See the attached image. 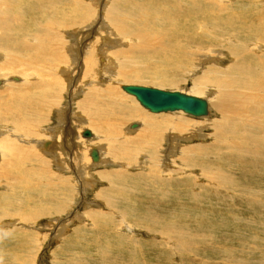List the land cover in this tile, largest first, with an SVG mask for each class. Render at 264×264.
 <instances>
[{"label": "rangeland", "instance_id": "1", "mask_svg": "<svg viewBox=\"0 0 264 264\" xmlns=\"http://www.w3.org/2000/svg\"><path fill=\"white\" fill-rule=\"evenodd\" d=\"M116 1L117 0H93L89 2L90 16H88V22H86L85 25L84 23L80 25L81 23L78 22L76 28L74 27V29L71 30L74 31L77 29L78 31L76 32L77 35L74 34L71 36L74 41L73 43L67 38L71 45L70 50L72 54V56H68L66 59V61H68V65L66 66L68 67L67 72L70 74V77L62 76L61 80L63 83L61 84L62 86L64 85V88L61 89V91L63 90L62 92L60 90L58 91L61 92V94L58 93L60 97L59 105L50 110L39 108L40 111H38V113L41 111L45 113L44 119L41 121L39 117H35V119L31 117L33 120L30 118L31 121L29 120L30 123H28L30 130L37 131L41 129V131L38 132L37 135L30 134V137H27L23 132L18 133L11 130L10 136L8 137L5 134L0 135L1 139L5 138L4 143L0 146V164L2 160V166H4L3 162L6 160L5 163L8 166L5 165L7 167L5 171L8 172L10 170L11 172L13 170L12 163L15 160L24 163L25 166L27 165L25 167L24 164L21 166L17 163L18 166L20 165V173L18 170H13L15 171L13 176L17 178V181L21 179L18 186L21 189L15 186L14 178H10V181H0V195H2L0 196V264H264V149L260 148H264V145L260 147L257 144L249 145L248 143L250 142L247 139L249 130H238L235 127L238 123L234 119H229L227 121L229 128L225 129V132L228 133L226 138L219 139L217 137L216 124L220 116L215 115L210 105L215 92H217V87L212 88L210 83V87H208V83H204L203 85L198 84V80H200L202 76L209 77L210 80L219 76L217 75V63L213 61L217 58L220 60V66H228L227 76H231L233 79L236 78L238 80H244V77L247 79H255L262 74L261 62H259V59L261 57L264 58V49L261 48L263 52H261V50L257 52L255 51L257 47L252 45V40H242L240 42H243L244 46L247 43L249 44H247L244 50L246 53L244 52L243 56L239 58L240 52L237 51V54L234 55L235 48L232 47L235 44L234 41L238 39L236 32H231L229 38L227 36L228 34L219 36L217 40V32L215 31L217 23H215V28L213 27L214 29H211L213 30L211 36L204 35L203 31L198 28V24L205 23V25L208 24L212 27V25L209 24L212 20L198 18L195 9L189 5L178 3L177 8L172 4L174 0H132L135 4L134 9L131 8L132 6H125L124 1L128 0H122V4H118ZM245 1L246 0H233L231 4L235 7H239L241 3L244 4ZM262 5L264 6L263 0ZM189 7L192 9L188 12L189 16H187L185 10ZM142 8L146 11L147 16L142 13L140 14L139 11ZM166 10L167 13L165 12ZM126 12L134 13V16L142 15L145 18L148 17L147 19L152 25V22H154L153 20H155L152 30H149L150 26L146 28V32L151 34L149 43L154 42L151 44H155V40L157 41L159 36L154 32V29L160 28L159 30L164 31V47L162 46V48L168 50L158 56H154V53L151 54L153 58L150 54L145 55L144 53L143 55L140 51V48L145 47V45H142V38L139 39L134 34L130 35L129 33L128 35L117 30L119 25L122 24V21L117 20L114 15H116L117 18H121V15ZM151 17H153V19ZM117 21H120L119 25ZM80 26H83V28ZM204 28H207V26ZM80 31H82V33H80ZM84 32L88 34L87 43L90 44L89 46L91 47H89V49L87 48L88 54L82 51L75 55V49L81 47L83 44L82 34ZM141 33L140 31V34ZM152 33L156 38L152 36ZM61 34H63V31ZM58 36L60 38L57 42L62 38V35ZM228 39L230 41H228ZM261 42L264 43V41ZM217 44L220 48H225L227 53L224 52L222 56L217 57ZM175 48L177 50H175ZM178 50L180 51L178 52ZM228 50H230L231 53H229ZM136 51L137 53L134 55ZM170 55L172 57H170ZM86 58H91L92 61L94 60L95 62H93L92 68H90L91 72H89L92 78H84L81 73L83 71L82 65L85 63V60H87ZM237 59H239L236 62L237 67L234 73L230 74V66H232ZM201 60L205 63H200ZM124 61L125 63H123ZM166 64L168 67H166ZM157 68L161 69L159 70ZM131 69L134 71H129ZM163 69L167 72L166 74H164L165 71ZM236 69L242 72L237 73ZM116 74L123 77L119 82L118 79H115L118 77ZM11 75L16 77L14 80L18 79L14 81L15 83L18 82L19 84L24 82L22 81L24 77L19 73ZM11 75H7V77L9 78ZM261 76L264 77V73ZM3 80L4 79L0 77L1 83L4 82ZM214 81H217V78ZM127 84L149 86L168 91H180L188 95L202 97L207 101L209 106V114L205 117L215 123L211 125L210 128L207 127V129H205L206 124L203 119L205 117L196 118L188 116L181 111H175V113L180 114L177 117L179 120L183 121L186 119L191 126L201 122V124H199L201 125L199 133L196 132L194 134L190 129H185L184 131L186 136L190 138L196 137L195 139L189 141L181 139L178 141L179 143L173 142L169 144L166 139H164V134L162 135L163 131L157 126L155 134L158 136V144L156 145L158 149L156 147V149L152 148V139L154 135L151 133L149 136L151 141L150 147L143 146L140 150L142 153L140 152L134 157L136 152H134L132 145H128L127 152H130V154L128 153L130 156L128 155L129 158H126L121 154V152L126 150V145L123 143L119 144L118 142H121L119 140L123 135L126 136L128 134V141L134 143L137 139L136 137H139V131H141L145 125L142 122L134 120L135 117L131 120L126 119L125 117L127 115L119 105H114L115 109H112L113 106L110 105L108 109L111 111L108 109L107 111H100L99 113L103 114H100L99 117L101 116L100 118L103 120L99 122L94 121L95 123L93 122L92 126L86 125L91 116L86 115L79 104L81 100L84 99V96L86 97L88 95V91L91 94L93 88H99V90H105L109 92V94L113 92L116 101L118 100L123 105L128 103L133 109L146 114L145 116L157 115L149 113V111L141 107L133 97L121 91V85ZM6 86H8V88L10 87V85H0V94L4 89L6 90ZM198 87L200 90H198ZM35 91H32V93L30 92L29 95L35 96V94L40 93L39 90ZM46 92L49 93L52 91L47 90ZM57 109L60 111L57 112ZM252 109L253 106H251L250 111ZM114 111L119 115H116V122L118 120L121 122V119H118L121 114L123 124L118 122L115 124L114 117L116 116L113 115L115 113ZM119 111L122 112L120 113ZM122 113L125 114V116L122 115ZM164 114L169 115L171 113H161L158 115ZM110 116H112L113 119H110ZM123 117L125 119H123ZM109 120L112 121L110 122ZM143 120L146 124L144 117ZM103 121H106V125L110 123V126H106ZM36 122L40 123L36 124ZM202 122H204V124ZM97 123L99 127L96 125ZM101 123H103V126H100ZM9 125L14 127L13 123ZM131 125H136L137 128L130 129L133 127ZM81 127H83V129H81ZM110 127L111 130H113V135L114 128L117 127L116 135H118V138L115 136L116 139L113 141L114 137L113 139L111 138L112 142L110 141L113 148L111 144L108 143L109 141L106 140L107 132L105 133V131H107V129L111 131ZM70 128L73 129V136L76 135L77 138L74 137L75 143L71 142V145H66L64 134L68 131L66 129ZM84 129L90 131V133L92 132V139L82 136ZM103 129L105 130L104 132H102ZM99 130H101V132ZM1 131L3 132L5 129L2 128L0 129V133ZM232 131L236 133L238 143L242 146L240 150L231 149L229 147L230 140L234 141ZM119 133H121V135ZM135 133L138 136L133 135ZM131 135L135 137V139H133ZM127 136L123 137L127 138ZM77 139L79 141H77ZM130 139L133 142H131ZM83 142L85 143L83 144ZM115 142H117L116 144L118 145H116ZM54 143L56 145L54 148L61 150L58 152V154L60 153L59 156L61 155L60 158L54 157V155H48V152L52 151L50 149H52ZM113 143L115 145H113ZM12 144L22 148L25 152H29L31 156L28 157V159H23L17 152H13L14 154L12 151L9 152V145ZM88 144L93 146L92 150L100 153V158L102 159L98 167L90 170L92 178L90 175L87 178L82 176V169L78 164L77 158L78 156H82L83 158L81 157L82 159H80L83 163L90 158L89 151H87L89 150ZM122 144L123 148H121ZM200 145L204 147L203 153H205H202L199 158L196 159L194 157H196L197 154H191L193 156H189V158H192L185 162L188 168L182 170L178 165L182 157L181 152L196 148ZM5 146H7V148H5ZM43 146L47 151L44 149V151H41ZM105 146L108 147V149ZM2 147L6 151H4ZM129 147H132L131 149L133 150ZM173 147H176L175 150H173ZM116 149H123L124 151L122 150L119 152V150ZM110 151H112V153ZM113 151H115V153ZM65 153L71 156H66ZM257 155L260 156L258 157ZM126 159L129 160L127 161ZM87 161H89L87 163L91 166V159ZM8 162H10L11 167L8 165ZM215 162L217 164H215ZM260 164H263L261 165L262 167ZM31 165H36L34 170L33 166L31 168ZM42 170H44V172ZM26 171L28 172L27 174ZM35 171L39 173L37 174ZM112 171H115L113 173L114 176L111 173ZM107 173L111 175H107ZM242 173L245 174L242 175ZM0 174H2L1 170ZM39 174L42 176L40 177ZM133 174H135V177H133ZM36 175H39L40 178ZM106 176H109V179L107 178L108 180ZM125 176L127 179H125ZM117 178L120 179L121 184ZM207 179H211V181L208 183ZM31 180L34 181V184L42 182L38 184L39 186L37 184L36 186H32L33 184L31 183L33 182ZM124 180H128L127 183ZM7 182L10 184L6 185ZM48 183H50L51 186ZM124 184H126V186H124ZM10 185L13 188H11ZM28 187H37V190H27ZM43 188H45V190ZM10 189L13 191L8 192ZM118 189L122 191L119 192L121 195L117 196L119 193H116V190ZM192 189L194 191H192ZM34 191L36 192L34 193ZM131 191L134 192L132 193ZM71 196H73V198H71ZM69 197L71 201H69L70 199H66ZM18 198L21 200L20 205H16L13 202L15 199L16 202L19 201ZM103 201L109 206H107V204L104 206L105 204ZM54 202L57 203V205ZM109 202H113V206L115 205L116 207H113ZM98 212L101 215L97 214ZM92 214L95 215L93 216ZM79 216L81 218H79ZM99 217H104V220ZM109 220H112L110 222L113 223L111 224ZM105 225L110 227H105ZM111 225H113V227ZM104 231L107 234H105ZM98 232L102 233L99 234Z\"/></svg>", "mask_w": 264, "mask_h": 264}, {"label": "bare ground", "instance_id": "2", "mask_svg": "<svg viewBox=\"0 0 264 264\" xmlns=\"http://www.w3.org/2000/svg\"><path fill=\"white\" fill-rule=\"evenodd\" d=\"M93 1V0H92ZM90 0H0V77H2L4 80V82L1 83L0 81V85H10V87L8 88V86H6V90L4 89L2 91V93L0 94V129H5V131H1V134H5L8 136H10V130L14 131V132H20V133H25L27 137H30L29 135H37L38 132L41 131V129L36 130H30L29 128V124L30 123V118L32 117L33 119H35V117H39V120H43L45 113L42 111L38 113V111H40L41 108L44 109H53L55 107H57L59 105L60 102V97L58 96V93L61 94V89L64 88V85L62 86L61 83L62 82V76H67L70 77V74L67 72L68 67H66L68 64V61H66L68 56H72L71 54V50H70V42L69 40H67V38L70 39V41H72V43L74 42L73 39L71 38V36H73L74 34L77 35V29L74 31H71L72 29H74V27L76 28V25L78 24V22H80L82 25V23L88 22V16L89 15V7L90 4L89 2H92ZM233 0H174V2H172V4H174L177 7L178 3H181L183 5H189L191 7H193L195 9V13L197 15L198 18H202L205 20H212L209 24L212 25L209 26L208 24L205 25V23L203 24H198V28L201 29L203 31V34L206 36H211L212 31L211 30L214 26L215 23H217V26H215V31L217 32V40L219 39V36H225L227 35L229 38V34L231 32H236V35L238 37H236L237 40L234 41V46H232L233 48H235V53L234 55H236L237 51L240 52V56L239 58H241L243 56V53L245 52V48L247 47V44L249 43H245L246 45L244 46L243 42L240 41H244V40H252V45L256 46L255 51L258 52V50H261V48L264 49V43L261 41H264V6L262 5V0H246L243 3H241V5L239 7H235L232 3ZM264 1V0H263ZM118 4H122V0H117L116 1ZM132 0H128V1H124L125 6L129 5L128 7L131 8H135V4L132 2ZM146 2V1H145ZM107 3V1H106ZM104 3V4H106ZM137 3V2H136ZM100 4V3H99ZM150 4V3H149ZM235 4V3H234ZM243 4V5H242ZM139 5V4H138ZM97 6V5H96ZM200 6V8H199ZM145 7V6H144ZM151 7V6H150ZM191 7H189L188 9L185 10V14L187 16H189L190 10L192 9ZM201 7H205V8H201ZM178 8V7H177ZM250 8V9H249ZM184 9V8H183ZM150 10V9H149ZM156 10V9H155ZM168 10V9H167ZM167 10L165 11L167 13ZM173 10V9H172ZM169 11V10H168ZM180 11V10H179ZM140 14L142 13L143 15L147 16L146 11L144 10V8H142L140 11ZM172 12V11H171ZM192 12V11H191ZM164 13V12H163ZM176 13V12H174ZM150 14V12H149ZM155 15V14H154ZM160 15V14H159ZM158 15V16H159ZM168 15L170 16V13L168 12ZM115 18L117 20H121L122 24H120V21H117L118 25V31H122V33L124 34H128L130 33V35H135L137 36L139 39L142 38L143 43L142 45H145V47L140 48V51L142 52V54L144 55H148V54H153L154 56H158V55H162V53H164L165 51H167L168 49H164L162 48V46L164 45V38H163V34L164 31L159 30L158 28L154 29V32L159 36V38L157 39V41L155 40V44H151L154 42H150L149 40L151 37V34L146 32V28H148L149 26V30H152V26L155 23V20H153L154 22L153 25L150 24L151 22L148 21V17L145 18L142 15H138V16H134V13H130V12H126L123 13L121 15V18H117L116 15H114ZM166 16V15H165ZM150 17V15H149ZM163 17V16H162ZM186 17V16H185ZM153 19V17H151ZM149 18V19H151ZM167 18V17H166ZM181 18V17H180ZM188 18V17H186ZM115 19V21H116ZM177 19V18H174ZM182 20V19H181ZM152 21V20H151ZM190 21V20H189ZM177 22V21H176ZM187 22V19H186ZM198 22V21H197ZM159 23V22H158ZM179 23V22H178ZM177 23V24H178ZM181 23V22H180ZM188 23V22H187ZM196 23V22H195ZM165 24V22H164ZM197 24V23H196ZM195 25V24H194ZM204 25V26H203ZM158 26V25H157ZM162 26V25H161ZM172 26V24H171ZM205 26H207V28H204ZM81 28H83V26H80ZM87 27V26H85ZM173 27V26H172ZM185 27V25H184ZM210 27V28H209ZM78 28V27H77ZM178 28V27H177ZM213 28V29H214ZM163 29V28H162ZM174 29V28H173ZM197 29V28H196ZM82 30V29H81ZM63 31V34H61ZM83 31V30H82ZM82 31H80V33H82ZM87 31V30H86ZM140 31L142 32L140 34ZM192 31V30H191ZM199 31V30H198ZM230 31V32H229ZM88 32V31H87ZM174 32V31H173ZM182 32V31H181ZM187 32V31H186ZM183 33V32H182ZM189 33V32H188ZM187 33V34H188ZM226 33V34H225ZM184 34V33H183ZM186 34V35H187ZM197 34V33H196ZM202 34V35H203ZM58 35H62L61 40L59 42H57V40L60 38ZM80 35V34H79ZM78 35V36H79ZM87 33H83L82 34V45L81 47H77V49H75V55L79 54V52L84 51L85 53H87L90 44L87 43ZM101 35V34H100ZM127 35V36H128ZM176 35V34H175ZM234 35V34H233ZM234 35V36H236ZM102 36V35H101ZM153 36V33H152ZM201 36V35H200ZM233 36V38H234ZM154 37V36H153ZM185 37V36H184ZM156 38V37H154ZM222 38V37H221ZM226 38V37H225ZM99 39V38H98ZM174 39V38H173ZM227 39V38H226ZM225 39V40H226ZM79 40V39H78ZM189 40V39H188ZM231 40V37H230ZM228 39V41H230ZM131 41V39H130ZM134 41V40H133ZM154 41V39H153ZM239 41V42H237ZM100 42V41H99ZM105 42V41H104ZM222 42V41H221ZM226 42V41H225ZM246 42H251V41H246ZM229 43V42H228ZM233 43V42H232ZM241 43V44H240ZM75 44V43H74ZM226 44V43H225ZM76 45V44H75ZM122 45V44H121ZM222 45V44H220ZM228 45V44H227ZM231 45V44H230ZM77 46V45H76ZM169 46V44H168ZM249 46V45H248ZM164 47V46H163ZM88 48V49H87ZM177 48V47H176ZM175 48V50H177ZM180 48V47H179ZM183 48V47H181ZM193 48V47H191ZM190 48V49H191ZM91 49V48H90ZM228 49V48H227ZM263 49L261 50V52H263ZM174 50V51H175ZM224 50V51H223ZM180 50H178L179 52ZM229 53H231L230 50H228ZM140 52V53H141ZM173 52V51H172ZM225 48H220V46L217 44V57L222 56L224 54ZM137 51L134 52V55H136ZM175 53V52H174ZM177 53V51H176ZM227 53V52H226ZM246 53V52H245ZM81 54V53H80ZM88 54V53H87ZM133 54V53H132ZM233 54V53H232ZM248 54V52H247ZM133 55V56H134ZM86 56V54H85ZM176 56V54H175ZM259 56V55H258ZM87 57V56H86ZM136 57V56H135ZM151 57L153 58V56L151 55ZM170 57H172L170 55ZM177 57V56H176ZM248 57V56H247ZM250 57V55H249ZM260 57V56H259ZM263 57H264V53H263ZM93 58V57H92ZM235 58V57H234ZM84 59V57H83ZM87 59V58H86ZM149 59V58H148ZM151 59V58H150ZM214 59V58H213ZM216 59V57H215ZM231 59V58H230ZM257 59V57H256ZM96 60V59H95ZM145 60V59H144ZM170 60V59H168ZM209 60V59H208ZM211 60V59H210ZM239 59H237L235 61L234 64H232V66H230V71L229 73L232 74L235 71V68L237 67L236 62ZM242 60V59H241ZM72 61V60H71ZM84 61V60H83ZM134 61V60H133ZM181 61V60H180ZM202 61V60H201ZM200 63H205V62H201ZM214 63H217V81H214L215 79L210 80L209 77H203L200 78V80H198V84L199 85H203L204 83H208V87H217V92H215L213 100L211 102V108L213 109L215 115H219L220 119L219 121H217V137L219 139H224L226 138V135L228 133L225 132L226 128H229L227 125V121L229 119H234L237 121V125L235 126L238 130H245L248 131L249 130V136H248V141L250 144H257L259 147L264 145V111H263V107H264V77L261 76L264 73V58H260L259 62L260 66H261V70H262V74L260 76H257L255 79H247L244 77V80H238V79H233L231 76H227V70L229 69L228 66L227 67H222L220 66V60L217 58L216 60H213ZM70 62V61H69ZM94 60L92 61L91 58H88L87 60H85V63L82 65L83 71L81 72L84 78H92L91 75L89 74V72H91L90 68H92ZM151 62V61H150ZM155 62V61H154ZM198 62V61H197ZM195 62V63H197ZM207 62V61H206ZM251 62V61H250ZM95 63V62H94ZM125 63V61L123 62ZM132 63V61H131ZM143 63V62H142ZM148 63V62H147ZM153 63V60H152ZM74 64V63H73ZM134 64V63H133ZM146 64V63H145ZM144 64V65H145ZM177 64V63H176ZM252 64V63H251ZM147 65V64H146ZM149 65V64H148ZM167 65V64H166ZM171 65V63H170ZM181 65V64H178ZM196 65V64H195ZM205 65V64H204ZM154 66V65H153ZM157 66V65H156ZM258 66V64H257ZM159 67V66H158ZM168 67V65L166 66ZM178 67V66H177ZM163 68V67H162ZM251 68V66H250ZM159 69V68H157ZM161 69V68H160ZM159 69V70H160ZM176 69V68H175ZM214 69V68H213ZM255 69V68H254ZM74 70V69H73ZM90 70V71H89ZM93 70V69H92ZM164 70V69H163ZM168 70V69H167ZM173 70V69H172ZM94 71V70H93ZM129 71H134V70H129ZM128 71V72H129ZM165 71V70H164ZM238 72H242L237 70ZM116 72V71H115ZM122 72V71H121ZM213 72V71H211ZM216 72V71H214ZM249 72V71H248ZM252 72V71H251ZM261 72V71H260ZM15 73H19L23 78L22 81L18 84L15 83L14 81L18 80H14L16 77H14V75L11 74H15ZM73 73V72H72ZM167 72L165 71L164 74H166ZM246 73V72H245ZM255 73V72H254ZM258 73V72H257ZM92 74V73H91ZM124 74V73H123ZM248 74V73H247ZM7 75H11L9 78L7 77ZM122 75V74H121ZM214 75V74H213ZM116 76H118V74H116ZM208 76V75H207ZM211 76V75H210ZM115 78V77H114ZM123 77H116L115 79L121 80ZM13 81V82H12ZM66 81V80H65ZM12 82V83H11ZM20 82V81H19ZM211 85H210V84ZM61 84V85H60ZM217 84V85H216ZM12 85H22V86H12ZM111 85V84H110ZM197 85V84H196ZM210 85V86H209ZM2 88V87H1ZM8 88V89H7ZM90 88V87H89ZM201 88V87H200ZM54 89V90H52ZM101 89V88H100ZM105 89V88H104ZM202 89V88H201ZM35 90H39V94H35V96L33 97L32 95H29V93ZM52 91V92H46V91ZM61 92H58V91ZM88 90V89H87ZM198 90L199 87H198ZM122 91V90H121ZM212 91V90H210ZM36 92V91H35ZM125 93V92H124ZM182 93V92H181ZM88 95L85 97L84 99L81 100V103L79 104L81 109L83 110V112L86 113V115L91 116V118L88 120V124L86 125H91L94 121L99 122L101 120H103L102 118L99 117V115L103 114V113H99L100 111H107L108 107L111 105L113 106L112 109L114 108V105H119V107H121V109L124 110V112L126 113V119H135L139 122H142L145 126L144 128L139 131V137H136V141L134 143H130L128 141L129 136H127V138L125 135H123L121 137V139L118 142L123 143L126 145V150L121 152L122 155H124L126 158L128 157V155L130 154V152L128 151L127 146L128 145H132L135 155L139 154L141 151V148L143 146H147L148 148L150 147V139L149 136L152 133L153 139V146L152 148H155L156 145L158 144V136L157 134H155V129L157 126L160 127V129L163 131L162 135L164 137V139H166V141L171 144L173 142H177L181 140V139H185L186 141H189L191 139H195L196 137H188L184 134L185 129H190L194 132V134L197 132L199 133L201 130V122L198 124H195L194 126H191L189 124V122L184 119L183 121L179 120L177 117L178 115H180L179 113H175V112H163V113H171V114H164V115H158L161 113H151V114H157V115H149V116H145L146 114H144L143 112H139L135 109H133L130 105L125 104L123 105L122 103H120L118 100L116 101L115 99V94H113V92H107L105 90H99V88H93V90L91 91V94L87 93ZM186 94V93H184ZM128 95V94H127ZM188 95V94H187ZM132 97V96H131ZM135 100V99H134ZM136 101V100H135ZM137 102V101H136ZM42 103V104H41ZM138 103V102H137ZM139 104V103H138ZM208 106V103H207ZM251 106H253V109L250 111ZM40 108V109H39ZM39 109V110H38ZM115 109V108H114ZM118 109V108H117ZM110 110V109H108ZM57 112H59L60 110L57 109ZM111 111V110H110ZM117 111V110H116ZM148 111V110H147ZM47 112V111H46ZM49 112V111H48ZM115 112V111H114ZM120 112V111H119ZM118 112V113H119ZM122 112V111H121ZM120 112V113H121ZM123 112V113H124ZM177 112V111H176ZM179 112V111H178ZM105 113V112H104ZM125 116V114H123ZM107 114V113H105ZM104 114V115H105ZM109 114V112H108ZM209 114V106H208V113L206 116H208ZM113 115H118L116 114V112ZM34 116V117H33ZM87 116V117H88ZM108 116V115H106ZM119 116V115H118ZM189 116V115H188ZM29 119H28V118ZM76 117V116H74ZM86 117V116H85ZM110 119H113L112 116H110ZM121 114L120 117H118V119H121V122L118 120V123H122L123 124V120L121 118ZM143 117L145 118L146 124L143 120ZM192 117V116H191ZM205 117V116H204ZM249 117V118H248ZM31 118V119H32ZM36 118V120H37ZM114 121L115 124L116 122V117H114ZM123 117V119H125ZM200 118V117H199ZM32 119V120H33ZM204 122H205V126L207 129L211 127V125H213L215 122H213L212 120H210L209 118L205 117L203 118ZM30 120V121H29ZM106 120V119H104ZM108 121V120H107ZM110 121V120H109ZM112 121V120H111ZM110 121V122H111ZM207 121V122H206ZM126 122V121H125ZM204 122H202L204 124ZM231 122V121H230ZM13 123L14 127L10 126L9 124ZM40 123V122H39ZM38 122H36V124H39ZM95 123V122H94ZM103 123L105 124L106 121H103ZM103 123L100 124V126H103ZM110 123H107L108 126ZM114 124V125H115ZM121 124V125H122ZM234 124V123H233ZM35 125V124H33ZM98 125V123L96 124ZM106 125V124H105ZM106 125V126H107ZM120 125V126H121ZM113 126V125H112ZM118 126V125H116ZM133 126L130 129H135L137 128L136 125H131ZM136 126V127H135ZM143 126V125H142ZM200 126V127H199ZM204 126V125H203ZM89 127V126H88ZM96 127V126H95ZM94 127V129H95ZM99 127V125H98ZM114 127V126H113ZM112 127V129H113ZM231 127V126H230ZM97 128V127H96ZM107 128V127H106ZM105 128V129H106ZM109 128V127H108ZM117 128V127H116ZM116 128H114V135H113V130L111 131H105L103 129L102 132L105 131V133L107 132L106 140H108L111 144V138L113 139L116 135ZM120 128V127H119ZM203 128V127H202ZM35 129V128H34ZM81 129H83V127H81ZM93 129V127H92ZM9 130V131H6ZM68 130L65 134H64V139L66 140V145H71V142H74V137H76V135L73 136L74 132L73 129H66ZM80 130V129H79ZM85 130V129H84ZM83 130V131H84ZM96 130V129H95ZM98 130V128H97ZM118 130V129H117ZM235 130V129H234ZM101 132V130H99ZM121 131V129H120ZM237 131V130H236ZM90 132V131H89ZM98 132V131H97ZM110 132V133H109ZM112 132V133H111ZM118 132V131H117ZM202 132V131H201ZM81 133V131H80ZM138 133V132H137ZM233 136H234V141L230 140V144L229 147L231 149H236V150H240L242 148V146L238 143V139L236 138V133L233 132ZM243 133V132H242ZM118 134V133H117ZM121 135V133H119ZM168 134V135H166ZM119 135V137H120ZM135 136H138L136 133L133 134ZM208 135V134H207ZM132 136V135H131ZM130 136V137H131ZM16 137V136H15ZM79 137V136H78ZM102 137V136H101ZM105 137V136H104ZM133 137V136H132ZM82 138V136H81ZM86 138V137H85ZM89 138H93V134L91 132V137ZM100 138V136H99ZM98 138V139H99ZM205 138V137H204ZM116 139V137L113 139V141ZM133 139H135V137H133ZM162 139V138H161ZM82 140V139H81ZM117 140V141H118ZM163 140V139H162ZM233 140V139H232ZM5 138H0V146H2V144L4 143ZM35 141V140H34ZM77 141H79L77 139ZM105 141V140H103ZM111 141V142H110ZM131 142H133L130 139ZM94 142V141H92ZM85 142H83L84 144ZM117 142H115L116 144ZM218 143V142H217ZM247 143V142H246ZM45 144V143H44ZM43 144V145H44ZM64 144V143H63ZM79 144V143H78ZM107 144V142H106ZM109 144V145H110ZM113 143V145H115ZM123 144L121 146V148H123ZM223 144V143H222ZM46 145V144H45ZM118 145V144H116ZM124 145V146H125ZM220 145V144H219ZM256 145V146H257ZM8 146V145H7ZM7 146H5V148H7ZM52 150L51 152H48V155H54V157H59L58 152L61 150H57L56 148H54L56 145L55 143L52 145ZM85 146V145H84ZM89 147V157L88 159H91V166L87 163L89 161L85 160V163H83V161H81V159L83 158L82 156H78V164L80 165L81 169H82V176H84L85 178H87L89 175L92 178L91 169H94L95 167H98L101 163V156L100 153H98L95 150H92L93 146H91L90 144L87 145ZM108 146V145H107ZM210 146V145H208ZM222 146V145H221ZM48 147V146H47ZM87 147V148H88ZM106 147V146H105ZM110 147V146H108ZM108 147H106L108 149ZM112 147V144H111ZM119 147V146H118ZM135 147V148H134ZM191 147V146H190ZM217 147V146H215ZM3 148V147H2ZM113 148V147H112ZM116 148V146H115ZM130 149L132 147H129ZM157 148V147H156ZM155 148V149H156ZM176 147H173V150H175ZM187 148V147H186ZM189 148V147H188ZM204 147H202V145L196 147V148H191L187 151H183L182 153V157L180 158V161L178 162L179 167L184 170L187 169L188 166L186 165V161L189 160V156H193L191 154H197L196 158H199V156L203 153ZM213 148V146H212ZM227 148V147H224ZM262 149H264L263 147H260ZM45 147L43 146L41 148V151H44ZM73 149V148H72ZM91 149V150H90ZM131 149V150H133ZM158 149V148H157ZM216 149V148H215ZM219 149V148H218ZM4 151H6L3 148ZM8 150V149H7ZM37 150V149H36ZM71 150V149H70ZM85 150V151H86ZM104 150V149H103ZM115 150V149H114ZM116 150H120V149H116ZM210 150V149H209ZM207 150V151H209ZM255 150V149H254ZM2 151V150H1ZM3 151V152H4ZM12 151V153H18L21 157H23V159H28V157L31 156V154L29 152H25L24 150H22V148L17 147L15 144L9 145V152ZM23 151V152H22ZM30 151V150H29ZM47 151V150H45ZM86 151V152H87ZM95 151V159L91 157V152ZM109 151V150H108ZM147 151V150H146ZM217 151V150H216ZM253 151V150H252ZM257 151V150H255ZM40 152V151H39ZM112 153V151H110ZM115 153V151H113ZM127 152V155H126ZM213 152V151H211ZM215 152V151H214ZM221 152V151H220ZM13 153V154H14ZM47 153V152H46ZM55 153V154H54ZM129 153V154H128ZM142 153V152H141ZM205 153V152H204ZM203 153V154H204ZM255 153V152H254ZM9 154V153H8ZM109 155H111L110 153H107ZM153 154V153H152ZM232 154V153H231ZM256 154V153H255ZM259 154V153H257ZM262 154V153H261ZM33 155V154H32ZM44 155V154H43ZM66 156H71L68 155V153L66 154ZM119 155V153H118ZM117 155V156H118ZM150 155V154H149ZM207 155V154H206ZM220 155V154H219ZM42 156V155H41ZM86 156V155H85ZM114 156V155H113ZM115 156V157H117ZM130 156V155H129ZM158 156V155H157ZM256 156V155H255ZM258 156V155H257ZM260 156V155H259ZM258 156V157H259ZM8 157V156H7ZM11 157V156H9ZM82 157V158H81ZM87 157V156H86ZM114 157V158H115ZM154 157V156H153ZM228 157V156H227ZM230 157V156H229ZM4 158V157H3ZM43 158V157H42ZM81 158V159H80ZM129 158V157H128ZM132 158V157H131ZM137 158V157H136ZM173 158V157H172ZM201 158V157H200ZM204 158V157H203ZM209 158V157H208ZM218 158V157H217ZM11 159V158H10ZM9 159V161H10ZM48 159V158H47ZM69 159V158H68ZM74 159V157H73ZM117 159V158H116ZM133 159V158H132ZM205 159V158H204ZM229 159V158H228ZM237 159V158H236ZM240 159V158H239ZM8 160V159H7ZM15 160V159H14ZM122 160V159H121ZM127 160V159H126ZM125 160V161H126ZM129 160V159H128ZM127 160V161H128ZM194 160V159H193ZM219 160V159H216ZM231 160V159H230ZM258 160V159H257ZM260 160V158H259ZM258 160V161H259ZM6 161V160H5ZM5 161L3 162L2 166V160H1V164H0V170L2 171V174H0V181L3 180V182H5L6 180H9L10 178H14V184H16L15 186H19L20 184V180L17 181V178L14 177V172L13 170H20L19 166L23 165L24 163L22 162H18L17 160H15L12 164H13V170L10 172V170L7 172L5 171L7 169V165L5 163ZM38 161V160H37ZM36 161V164H37ZM73 161V160H72ZM107 161V160H106ZM124 161V162H125ZM212 161V160H211ZM256 161V160H255ZM253 161V162H255ZM261 161V160H260ZM41 162V161H39ZM156 162V161H155ZM195 162V161H194ZM217 162V161H216ZM215 162V164H217ZM10 165V162H8ZM20 164L19 166L17 165ZM22 163V164H21ZM73 163V162H72ZM108 163V162H106ZM192 163V162H191ZM211 163V162H210ZM220 163V162H219ZM250 163V162H249ZM258 163V162H256ZM35 164V163H34ZM7 167H6V166ZM42 165V164H41ZM193 165V163H192ZM256 165V164H255ZM263 164H260V166ZM25 166V164H24ZM27 166V165H26ZM25 166V167H26ZM33 165H31L32 168ZM36 166V165H35ZM33 166V170L34 167ZM126 166V165H124ZM227 166V165H226ZM253 166V165H252ZM11 167V165H10ZM229 167V166H228ZM250 167V166H249ZM262 167V166H261ZM22 168V167H21ZM39 168V167H37ZM125 168V167H124ZM156 168V166H155ZM227 168V167H226ZM260 168V167H259ZM264 168V166H263ZM24 169V167H23ZM127 169V168H126ZM151 169V168H150ZM197 169V168H196ZM254 169V168H253ZM257 169V168H255ZM262 169V168H261ZM38 170V169H37ZM123 170V168H122ZM121 170V171H122ZM260 170V169H259ZM28 171V170H27ZM26 171V174L29 172ZM39 171V170H38ZM41 171V168H40ZM44 172V170H42ZM119 171V172H121ZM128 171V170H127ZM164 171V170H163ZM193 171V170H192ZM231 171V170H230ZM262 171V170H261ZM13 172V173H12ZM24 172V171H23ZM32 172V171H31ZM37 173V171H35ZM34 172V173H35ZM77 172V170H76ZM108 172V171H107ZM115 171H112V175ZM118 172V170H117ZM123 172V171H122ZM229 172V171H228ZM249 172V171H248ZM251 172V170H250ZM254 172V170H253ZM17 173V172H16ZM20 173V171H19ZM30 173V172H29ZM39 173V172H38ZM37 173V174H38ZM140 173V172H139ZM150 173V172H149ZM202 173V172H201ZM233 173V172H232ZM31 174V173H30ZM78 174V173H77ZM94 174V172H93ZM106 174V173H105ZM110 173H107V175ZM122 174V173H121ZM155 174V173H154ZM158 174V173H156ZM200 174V173H199ZM203 174V173H202ZM245 173H242V175ZM25 175V174H24ZM40 177L42 176L41 174H39ZM39 175L37 177H39ZM44 175V174H43ZM61 175V174H60ZM111 175V174H110ZM118 175V173H117ZM135 174H133V177ZM153 175V173H152ZM227 175V174H226ZM17 176V175H16ZM33 176V175H32ZM35 176V175H34ZM80 176V174H79ZM105 176V175H103ZM114 176V175H113ZM116 176V175H115ZM138 176V175H137ZM140 176V175H139ZM145 176V175H144ZM199 176V175H198ZM197 176V177H198ZM203 176V175H202ZM25 177V176H24ZM39 177V178H40ZM65 177V176H64ZM101 177V175H100ZM121 177V176H120ZM124 177V176H122ZM176 177V176H175ZM247 177V176H246ZM23 178V177H22ZM29 178V177H28ZM104 178V177H103ZM109 179V176H106V179ZM113 178V177H112ZM116 178V177H115ZM144 178V177H143ZM173 178V177H172ZM245 178V177H244ZM19 179V178H18ZM25 179V178H24ZM101 179V178H100ZM105 179V178H104ZM107 179V180H108ZM119 179V178H117ZM125 179L126 176H125ZM131 179V178H130ZM206 179V178H205ZM11 180V179H10ZM9 180V181H10ZM26 180V179H25ZM34 180V179H33ZM92 180V179H91ZM106 180V181H107ZM150 180V179H148ZM247 180V179H246ZM32 181V180H31ZM41 181V180H40ZM50 181V180H48ZM63 181V180H62ZM88 181V180H87ZM112 181V180H109ZM126 181V180H124ZM128 181V180H127ZM126 181V183H127ZM188 181V180H187ZM196 181V180H195ZM211 181V179H207V182L209 183ZM23 182V180H22ZM29 182V181H28ZM33 184L32 186H36V184H40L41 182H37L35 181L36 184H34V181H32ZM85 182V181H84ZM95 182V181H94ZM116 182V181H115ZM119 182L121 184V181L119 179ZM130 182V181H129ZM206 182V181H205ZM24 183V182H23ZM27 183V182H26ZM51 183V182H50ZM50 183H48L50 185ZM75 183V182H73ZM82 183V182H81ZM87 183V182H86ZM117 183V182H116ZM134 183V182H133ZM141 183V182H140ZM189 183V182H188ZM193 183V182H192ZM207 183V184H208ZM10 183L7 182L6 185H9ZM30 184V185H31ZM60 184V183H59ZM95 184V183H94ZM98 184V183H97ZM123 184V183H122ZM148 184V183H147ZM151 184V183H149ZM223 184V183H222ZM26 185V184H25ZM29 185V184H28ZM43 185V184H42ZM54 185V184H53ZM52 185V186H53ZM56 185V184H55ZM68 185V184H67ZM71 185V184H70ZM74 185V184H73ZM90 185V184H89ZM119 185V184H118ZM191 185V184H190ZM194 185V184H193ZM211 185V184H210ZM21 186V185H20ZM39 186V185H38ZM37 186V187H38ZM41 186V185H40ZM44 186V185H43ZM42 186V187H43ZM51 186V185H50ZM117 186V185H116ZM124 186H126V184H124ZM224 186V185H223ZM228 186V185H227ZM11 188H13L10 185ZM25 187V186H24ZM27 187V186H26ZM36 187V188H37ZM41 187V188H42ZM54 187V186H53ZM74 187V186H73ZM83 187V186H82ZM118 187V186H117ZM123 187V186H122ZM189 187V186H187ZM191 187V186H190ZM20 188V187H18ZM23 188V187H22ZM35 187H28L27 190H37ZM51 188V187H50ZM61 188V187H60ZM116 188V187H115ZM132 188V187H130ZM196 188V187H195ZM21 189V188H20ZM45 190V188H43ZM48 189V188H47ZM64 189V188H63ZM190 189V188H189ZM215 189V188H214ZM217 189V188H216ZM26 190V191H27ZM53 190V189H52ZM187 190V189H186ZM13 191L12 189H10L8 192ZM24 191V190H23ZM79 191V189H78ZM106 191V189H105ZM122 190L118 189L116 190V193L121 192ZM167 191V190H166ZM191 191V190H190ZM192 191H194L192 189ZM209 191V190H208ZM216 191V190H215ZM15 192V191H14ZM36 191H34L35 193ZM61 192V191H59ZM68 192V191H67ZM75 192V191H74ZM86 192V191H85ZM84 192V193H85ZM103 192V191H102ZM132 192V191H131ZM134 192V191H133ZM132 192V193H133ZM169 192V191H168ZM173 192V191H171ZM27 193V192H26ZM62 193V192H61ZM77 193V192H76ZM82 193V192H81ZM161 193V192H158ZM192 193V192H191ZM194 193V192H193ZM217 193V192H216ZM16 194V193H14ZM29 194V193H28ZM59 194V193H58ZM64 194V193H63ZM105 194V193H103ZM130 194V193H129ZM128 194V195H129ZM195 194V193H194ZM192 194V195H194ZM50 195V194H49ZM57 195V194H56ZM101 195V194H100ZM99 195V196H100ZM109 195V194H107ZM121 195V193L117 194ZM2 196V195H0ZM19 196V195H17ZM65 196V195H64ZM68 196V195H67ZM106 196V195H104ZM116 196V195H114ZM127 196V195H126ZM187 196V195H186ZM8 197V196H7ZM11 197V196H10ZM57 197V196H56ZM103 197V195H102ZM125 197V196H124ZM123 197V198H124ZM128 197V196H127ZM173 197V196H172ZM177 197V196H175ZM189 197V195H188ZM194 197V196H193ZM198 197V196H197ZM9 198V197H8ZM12 198V197H11ZM40 198V197H39ZM52 198V197H51ZM54 198V197H53ZM65 198V197H64ZM71 198H73V196H71ZM104 198V197H103ZM108 198V197H107ZM112 198V197H110ZM109 198V199H110ZM169 198V197H168ZM17 199V197H16ZM15 199V200H16ZM19 199V198H18ZM66 199H70L66 198ZM108 199V200H109ZM114 199V198H113ZM116 199V198H115ZM119 199V198H118ZM127 199V198H126ZM190 199V197H189ZM188 199V200H189ZM195 199V198H194ZM198 199V198H197ZM2 200V199H1ZM13 200V202L16 205H20L21 204V200L19 199V201H15ZM59 200V199H58ZM102 200V199H101ZM106 200V199H104ZM111 200V199H110ZM109 200V201H110ZM128 200V199H127ZM130 200V199H129ZM191 200V199H190ZM193 200V199H192ZM200 200V197H199ZM53 201V200H52ZM71 201V199L69 200ZM112 201V200H111ZM122 201V200H121ZM1 202V201H0ZM7 202V199H6ZM31 202V201H30ZM61 202V200H60ZM104 202V201H103ZM108 202V201H107ZM117 203H119L118 201H116ZM55 203V202H54ZM110 203V202H109ZM113 203V202H112ZM110 203V204H112ZM115 203V204H117ZM160 203V202H159ZM166 203V202H165ZM57 205V203H55ZM105 204V202H104ZM107 204V203H106ZM106 204L104 206H106ZM114 204V203H113ZM112 204V206H113ZM34 205V204H33ZM120 205V204H119ZM65 206V205H64ZM107 206H109L107 204ZM111 206V205H110ZM260 206V205H259ZM63 207V206H62ZM84 207V206H83ZM113 207H116L115 205ZM111 208V207H110ZM109 208V209H110ZM119 208V207H118ZM22 210V209H21ZM34 210V209H32ZM58 210V209H57ZM2 211V210H1ZM61 211V210H60ZM116 211V209H115ZM166 211V210H165ZM20 212V211H19ZM67 212V211H66ZM100 212V211H99ZM97 214H100V213ZM103 212V211H102ZM217 212V211H216ZM76 213V212H75ZM94 213V212H93ZM96 213V212H95ZM105 213V212H104ZM117 213V212H116ZM96 214V215H97ZM103 214V213H102ZM93 215V214H92ZM95 215V214H94ZM93 215V216H94ZM101 215V214H100ZM91 216V215H90ZM168 216V215H167ZM1 217V216H0ZM31 217V216H30ZM70 217V216H69ZM106 217V216H105ZM68 218V217H67ZM79 218H81L79 216ZM94 218V217H93ZM101 218V217H99ZM104 218V217H103ZM101 218V219H103ZM108 218V217H107ZM173 218V217H172ZM175 218V217H174ZM72 219V218H71ZM83 219V218H82ZM92 219V218H91ZM106 219V218H105ZM110 219V218H109ZM166 219V218H165ZM104 220V219H103ZM169 220V218H168ZM100 221V220H99ZM98 221V222H99ZM112 220H109V222ZM108 222V221H106ZM108 222V223H109ZM20 223V222H19ZM97 223V222H96ZM111 223V222H110ZM113 223V222H112ZM111 223V224H112ZM168 223V222H167ZM65 224V223H64ZM95 224V223H93ZM99 224V223H98ZM162 224V223H161ZM62 225V224H61ZM107 225V224H106ZM105 227H110V226H106ZM109 225V224H108ZM113 227V225H111ZM173 226V225H172ZM164 227V226H163ZM65 228V225H64ZM147 228V227H146ZM67 229V228H66ZM104 229V228H103ZM109 229V228H108ZM107 229V230H108ZM113 229V228H112ZM110 230V229H109ZM108 230V231H109ZM114 230V229H113ZM112 230V231H113ZM101 231V230H100ZM148 232V231H147ZM181 232V231H180ZM99 234L102 232H98ZM105 233V231H104ZM170 233V232H169ZM107 234V233H105ZM110 234V233H109ZM172 234V233H171ZM115 235V234H114ZM156 235V234H155ZM177 235V234H176ZM17 236V235H16ZM92 236V235H91ZM99 237V236H98ZM105 237V236H103ZM110 237V235H109ZM120 237V235H119ZM94 238V237H93ZM122 238V237H121ZM170 238V237H169ZM178 238V237H177ZM107 239V238H106ZM181 239V238H180ZM109 240V238H108ZM165 240V239H164ZM172 240V239H171ZM187 241V240H186ZM96 242V241H95ZM130 242V241H129ZM161 242V241H160ZM175 243V242H174ZM184 243V242H183ZM108 244V243H107ZM110 244V243H109ZM178 244V243H177ZM180 244V243H179ZM186 244V243H185ZM136 245V244H135ZM136 247V246H135ZM176 247V246H175ZM113 248V247H111ZM109 249V248H108ZM174 249V247H173ZM114 251V249H113ZM112 253V252H111ZM110 253V254H111ZM118 257V256H117ZM124 259V258H123Z\"/></svg>", "mask_w": 264, "mask_h": 264}, {"label": "water", "instance_id": "3", "mask_svg": "<svg viewBox=\"0 0 264 264\" xmlns=\"http://www.w3.org/2000/svg\"><path fill=\"white\" fill-rule=\"evenodd\" d=\"M121 90L132 96L141 107L151 113L181 111L192 117H204L208 113L207 101L202 97L187 95L180 91H168L143 85H121ZM83 137H91L88 130H84ZM95 151L91 157L95 159Z\"/></svg>", "mask_w": 264, "mask_h": 264}]
</instances>
